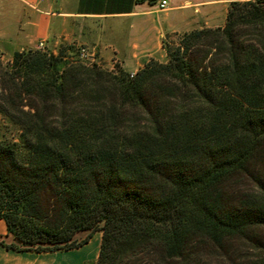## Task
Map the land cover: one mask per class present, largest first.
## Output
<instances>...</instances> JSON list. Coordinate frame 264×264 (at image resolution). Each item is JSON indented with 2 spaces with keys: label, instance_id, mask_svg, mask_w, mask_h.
Listing matches in <instances>:
<instances>
[{
  "label": "trees",
  "instance_id": "trees-1",
  "mask_svg": "<svg viewBox=\"0 0 264 264\" xmlns=\"http://www.w3.org/2000/svg\"><path fill=\"white\" fill-rule=\"evenodd\" d=\"M70 50L0 54L6 247L69 252L100 231L87 264H264V0L133 78Z\"/></svg>",
  "mask_w": 264,
  "mask_h": 264
},
{
  "label": "crops",
  "instance_id": "crops-1",
  "mask_svg": "<svg viewBox=\"0 0 264 264\" xmlns=\"http://www.w3.org/2000/svg\"><path fill=\"white\" fill-rule=\"evenodd\" d=\"M168 1L169 9L160 10L159 0L154 4L148 0L140 4L135 0H0V53L36 49L42 42L52 51L62 45H86L110 69L136 72L151 60L165 57L166 35L202 26L222 27L231 2L239 0ZM94 236L79 249L48 258L30 257L40 259V264H51L53 256L63 257L67 264L94 262L90 259L99 250L88 254L93 240L100 243L99 236ZM1 239H11L3 220ZM3 252L0 249V256ZM6 256L22 259L10 253Z\"/></svg>",
  "mask_w": 264,
  "mask_h": 264
},
{
  "label": "rangeland",
  "instance_id": "rangeland-1",
  "mask_svg": "<svg viewBox=\"0 0 264 264\" xmlns=\"http://www.w3.org/2000/svg\"><path fill=\"white\" fill-rule=\"evenodd\" d=\"M176 13H177V10L174 11L172 13V15H174ZM202 22H203V20L201 19L200 23L202 24ZM223 26H225V25H223ZM202 27H205V26H202ZM201 28H198V29H201ZM205 28H207V27H205ZM198 29H195V30H198ZM192 31H194V30H192ZM189 32H191V31H189ZM184 33L185 32H183V33H175V34H171V35H166V40H164V42L167 41V43L169 45H175V44L178 43L180 37ZM186 33H188V32H186ZM246 37L248 38V37H251V36L248 35ZM60 47L61 46H59V48ZM72 47L75 49V51L74 52H72L71 50L68 51V56H69V58L72 61L73 60H80V61L84 62L86 65H89V66L90 65L91 66L92 65H96V67H98V68H100L102 70H109V72H117V68H119V67H115L113 69H110L104 63H102L99 59H97L96 55H95L94 61H92L93 59H91V58H83V57H81L80 48H82V47L87 48L89 50V52L93 53V51L91 50V48H89V46L79 45V46H72ZM59 48L56 49V51H53V52L55 54H57ZM45 50H46L45 52H51L52 51V49H50V48H46ZM0 54L3 55L5 59H7V58L11 57L12 52H8V53L3 52V53H0ZM151 61H157V62H160V63H165V62H167L166 55H165L164 58L154 59V60H151ZM124 71H126V70H124ZM136 72H131L130 74L136 73ZM0 120H1V118H0ZM88 235H89V233H86V232L80 233L79 235H77V239L82 240ZM94 235L95 236H99V240L101 242V236L103 235L102 232L98 231ZM12 244H13V238L12 237H11L10 240L1 239V241H0V249L3 250L4 252L0 256V264H40V261L38 262V260H40V259L31 258L30 256H42L43 258H48L47 256H49V255H56V252H53V254H48V252H43V253H35V252H29V251L17 252L15 250H10V249H8L6 247L7 245H12ZM97 246L100 248V243L97 244L95 242L94 245L89 246L88 247V254H94L96 252V250H100V249H97ZM8 253H10L13 257H21L22 259H19V258H15L14 259L12 257L10 258V257L6 256V254H8ZM98 255H99V253L95 254L90 260L95 262L97 260ZM49 260H50L51 264H53V263H56V264H67V261L61 256H59V257L53 256L52 258H49ZM218 262L219 261L216 258L215 259H210V260H206V258H205L202 264H219Z\"/></svg>",
  "mask_w": 264,
  "mask_h": 264
},
{
  "label": "built area",
  "instance_id": "built-area-1",
  "mask_svg": "<svg viewBox=\"0 0 264 264\" xmlns=\"http://www.w3.org/2000/svg\"><path fill=\"white\" fill-rule=\"evenodd\" d=\"M158 6H159L160 10H167V9H169V1L168 0H160ZM36 49L45 52L46 51L45 50L46 44L44 42H42L39 44V46H37ZM80 55L83 58H91V59H93L92 61H94V58H95L94 53L89 52V50L85 47L80 48ZM134 76H135V73H132L131 78H133Z\"/></svg>",
  "mask_w": 264,
  "mask_h": 264
},
{
  "label": "bare ground",
  "instance_id": "bare-ground-1",
  "mask_svg": "<svg viewBox=\"0 0 264 264\" xmlns=\"http://www.w3.org/2000/svg\"><path fill=\"white\" fill-rule=\"evenodd\" d=\"M95 242H96V240H93V242H92V245H94V244H95Z\"/></svg>",
  "mask_w": 264,
  "mask_h": 264
}]
</instances>
